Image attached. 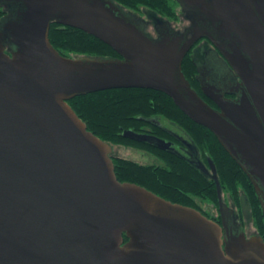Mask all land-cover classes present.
Listing matches in <instances>:
<instances>
[{
	"label": "water",
	"instance_id": "1",
	"mask_svg": "<svg viewBox=\"0 0 264 264\" xmlns=\"http://www.w3.org/2000/svg\"><path fill=\"white\" fill-rule=\"evenodd\" d=\"M180 5L193 20L191 36L154 17L153 38L145 20L113 0H0V264H264L260 235H230L198 209L119 181L112 145L68 103L120 88L166 94L216 136L264 214V0ZM201 14L210 26L195 21ZM52 22L94 36L118 57L61 55L49 39ZM203 36L240 79L237 99L202 85L217 109L182 71ZM123 136L170 147L131 130Z\"/></svg>",
	"mask_w": 264,
	"mask_h": 264
},
{
	"label": "trees",
	"instance_id": "2",
	"mask_svg": "<svg viewBox=\"0 0 264 264\" xmlns=\"http://www.w3.org/2000/svg\"><path fill=\"white\" fill-rule=\"evenodd\" d=\"M113 1L135 14L143 16L146 14L153 22L154 17L170 22L179 19L178 4L174 0ZM6 13L7 10L0 6V19ZM49 39L54 48L65 57H118L110 46L94 36L57 22L51 23ZM191 67V63L185 58L183 71ZM186 73L188 75V72ZM187 78L190 83H194V78L190 76ZM68 103L86 123L88 130L103 141L112 146L136 142L135 144L148 147L159 159H165L171 164L170 167L160 170L154 166L139 165L118 158L113 162L119 181L136 183L171 202L200 209L190 201L194 202L195 195L201 196L206 192L205 197L208 202H217L216 184L208 186L206 179L195 166H186L185 163L148 142L140 143L123 136L125 130L139 131L135 127L148 126V121H152L154 116L162 117L187 131L194 146L212 160L222 191L231 196L237 195L238 191L246 193L250 201L252 223L257 234L264 239V214L251 180L227 153L216 136L186 116L169 96L152 89L120 88L76 96Z\"/></svg>",
	"mask_w": 264,
	"mask_h": 264
},
{
	"label": "flooded vegetation",
	"instance_id": "3",
	"mask_svg": "<svg viewBox=\"0 0 264 264\" xmlns=\"http://www.w3.org/2000/svg\"><path fill=\"white\" fill-rule=\"evenodd\" d=\"M174 1L178 4L182 18L189 24L176 27L171 22V26L176 32L190 37L191 35L188 30H190L193 21L190 18V12L183 10V7L180 5V0ZM135 15L147 22L148 26L145 30L149 32L153 38L159 37L158 32L154 28L155 23L146 14L144 16L139 14ZM195 21H197L198 25L201 27H208L211 25V23L202 14L198 15L195 18ZM212 37L215 38V34H212ZM223 57L224 56L219 47L214 44L209 37L203 36L192 46L185 56V58H187L191 63L192 67L183 71L182 62V71L186 79L189 81L187 76H190L192 79L194 78L193 84L189 81L191 87L210 106L216 109L217 106L215 103L203 93L202 85L205 88H209L211 86L216 88L223 93L226 98L237 99L236 88L240 82V79L236 77L235 72L232 71ZM186 72H188V75ZM152 118V121H148V126H137L135 128L139 131L133 132L162 139L169 143L170 147L166 150L160 149L156 146L154 147L158 148L160 151L167 152L170 156L185 163L186 166H195L199 173H201V175H203L206 179V184L208 186L216 184L214 175L217 176V173L213 172L209 165V161L212 162V160L209 157L204 156L203 153L199 151L196 146H194V142L192 141L189 133L162 117L154 116ZM135 143L136 142L133 144L126 143L121 146H112V160L124 158L127 161L137 163L139 165L154 166L160 170L171 166V164L165 159H159L155 156L153 151L148 149V147L139 146ZM119 152H123L126 156H120ZM220 190L221 198L218 199L217 194V202H208L205 197L206 192L201 196L195 195V201L190 202L191 204L194 203L196 206H199L200 209H197L203 214L206 216L208 215L212 220L226 227V229L230 232V235L232 233L236 234L240 232L241 229L245 232L247 238L253 234H257L256 231H251L249 227L253 223L252 215L250 214V201L246 193L238 191L237 195L231 196V194H227L222 191L221 187Z\"/></svg>",
	"mask_w": 264,
	"mask_h": 264
},
{
	"label": "rangeland",
	"instance_id": "4",
	"mask_svg": "<svg viewBox=\"0 0 264 264\" xmlns=\"http://www.w3.org/2000/svg\"><path fill=\"white\" fill-rule=\"evenodd\" d=\"M178 10H179V8H178ZM171 22L176 27H181L184 24H186V25L189 24L187 21H184V19L182 18L180 10H179V19L177 21H171ZM119 154H120V156H123V155L126 156L123 152H119ZM148 159H150V158H148ZM249 227H250L251 231H256L254 224H251Z\"/></svg>",
	"mask_w": 264,
	"mask_h": 264
}]
</instances>
